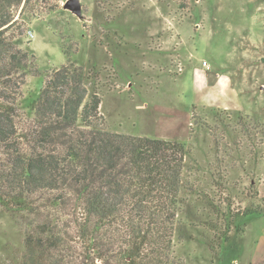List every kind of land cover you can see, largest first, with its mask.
Returning a JSON list of instances; mask_svg holds the SVG:
<instances>
[{"label": "rangeland", "instance_id": "374dc122", "mask_svg": "<svg viewBox=\"0 0 264 264\" xmlns=\"http://www.w3.org/2000/svg\"><path fill=\"white\" fill-rule=\"evenodd\" d=\"M64 2L34 0V18L17 39L38 69L22 86L21 110L30 113L51 70L80 66L85 100L97 93L108 130L185 143L192 198L202 191L210 204L201 197L192 203L206 225L180 227L176 264H240L234 256L241 235L231 233L237 245L227 249L212 210L219 200L225 213L264 207L257 190L264 178V0H79L80 16ZM196 68L206 71L208 84L227 74L243 110L194 104L202 98ZM22 252L15 217L0 208V264H18Z\"/></svg>", "mask_w": 264, "mask_h": 264}, {"label": "trees", "instance_id": "16d2710c", "mask_svg": "<svg viewBox=\"0 0 264 264\" xmlns=\"http://www.w3.org/2000/svg\"><path fill=\"white\" fill-rule=\"evenodd\" d=\"M33 6L0 0V208L22 233L18 264H176L175 245L185 238L180 227L206 225L192 203L201 197L210 204L205 192L192 198L185 143L108 130L97 93L85 100L80 66L51 70L30 113L22 111V86L38 69L35 54L17 39L34 18ZM214 208L222 243L264 210L225 213L220 200Z\"/></svg>", "mask_w": 264, "mask_h": 264}, {"label": "crops", "instance_id": "0c3cea01", "mask_svg": "<svg viewBox=\"0 0 264 264\" xmlns=\"http://www.w3.org/2000/svg\"><path fill=\"white\" fill-rule=\"evenodd\" d=\"M193 76L195 91L202 95V98L194 104L215 106L238 112L243 110V102L231 88L230 78L227 74L217 75L213 84L206 82V71L203 68H196ZM257 190L259 195H264V178L262 177ZM245 229L244 234L239 238L238 252L234 257L240 259V264H264V211L259 217L251 220Z\"/></svg>", "mask_w": 264, "mask_h": 264}, {"label": "water", "instance_id": "95a60500", "mask_svg": "<svg viewBox=\"0 0 264 264\" xmlns=\"http://www.w3.org/2000/svg\"><path fill=\"white\" fill-rule=\"evenodd\" d=\"M63 7L77 16L81 15V5L79 0H65Z\"/></svg>", "mask_w": 264, "mask_h": 264}, {"label": "built area", "instance_id": "2783aa9c", "mask_svg": "<svg viewBox=\"0 0 264 264\" xmlns=\"http://www.w3.org/2000/svg\"><path fill=\"white\" fill-rule=\"evenodd\" d=\"M28 33L31 34L30 31H28ZM228 264H239V263L237 260H231Z\"/></svg>", "mask_w": 264, "mask_h": 264}]
</instances>
